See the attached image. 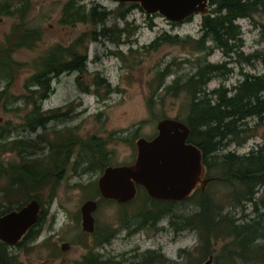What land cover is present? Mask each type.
<instances>
[{
  "label": "rangeland",
  "instance_id": "374dc122",
  "mask_svg": "<svg viewBox=\"0 0 264 264\" xmlns=\"http://www.w3.org/2000/svg\"><path fill=\"white\" fill-rule=\"evenodd\" d=\"M19 1L16 0V3ZM69 1L22 0L28 9L25 23L42 35L32 49L22 48L12 52L16 65L22 67L15 68V79L11 82L8 95L20 98L27 94L24 90L26 79L37 61L53 46L60 44L64 49L81 48L80 51L87 54L88 59L85 72L64 74L53 81V93L41 104L42 113L50 117L56 112L62 119L51 121L45 130L39 129L37 133L25 130V116L33 109L24 106L21 100L16 103V108L21 109L19 111H15L14 107L11 110L0 107V134L1 129L12 130L11 134L5 133V139L0 142L8 149L18 148L17 144H12L17 140L26 142L21 154L17 151L0 154L4 167L11 170L13 166L41 161L44 165L39 167L40 170L55 171L60 177L55 178H58L56 186L22 187L24 190L13 188L12 181L16 178L13 171L9 170L8 175L0 178V214L6 209L15 210L19 205L24 207L32 199L38 200L46 213L36 228L35 236L19 248L12 247L9 252L18 257L19 264H82L92 253L100 256L106 264H127L136 261L138 255L145 254L161 256L152 264H207L210 258L211 264H246L240 259L229 258L225 247L228 248L231 240L227 237L217 235L215 231L207 233V236L198 229L186 226V219L200 209L199 195L169 206V213L160 222L146 224L130 235L122 227L124 212L121 204L100 202L99 196L93 198L95 185L98 186L102 173L96 168L88 174L83 173L84 168L92 166L88 150L81 145L70 146L69 164L62 171L56 170L52 162V148L60 144L62 137L80 139L81 143L98 139L104 144L102 153L107 155L110 166L133 164L137 155L135 143L139 138H154L161 120L171 118L183 121L188 112L185 94L179 97L172 92L167 94L166 89L159 86L158 73L170 69L165 81V86H170L180 78L185 80L194 75L205 61L204 53L196 52L193 43L202 36L201 16L174 26L160 15H149L134 9L123 20L120 16L125 8L114 0H80L79 6L87 11L98 5L111 15L104 24L80 22L75 26H64L60 21ZM16 21L0 15V42L7 52L10 47L6 44V37ZM237 23L244 41L240 52L244 57L259 55L260 59L245 62L236 54L228 65L233 70L232 74L221 72L222 77H216L208 84V92L221 86L232 89L245 80V75L264 77V61L261 60L264 56V13ZM105 29L109 30L107 36L102 35ZM123 29H128L129 34H122L120 30ZM164 33L189 41L182 45L163 44L157 49H150ZM78 40L82 41L79 43L81 46L76 45ZM120 40L121 43L118 42ZM209 45L214 46L212 42ZM207 61L209 64L224 65L227 58L222 50L215 48ZM8 82H0V91L6 88ZM150 100H154L152 108ZM257 122L256 119L248 121L251 136L244 145L234 143L219 154L231 151L246 155L264 145V126ZM78 161L80 165L76 167ZM206 191L225 208L224 214L230 212L236 219L243 215L250 219L256 217L251 206L247 205L244 212L233 208L230 185L213 182ZM258 199L261 200L259 207L263 214L264 189ZM89 200L98 201V210L94 213L96 233L93 234L84 232L82 228L81 208ZM149 206L150 203L143 200L136 202L128 209L127 215ZM108 232L114 234L111 242L100 244L103 235ZM65 244L69 247L63 251Z\"/></svg>",
  "mask_w": 264,
  "mask_h": 264
},
{
  "label": "trees",
  "instance_id": "16d2710c",
  "mask_svg": "<svg viewBox=\"0 0 264 264\" xmlns=\"http://www.w3.org/2000/svg\"><path fill=\"white\" fill-rule=\"evenodd\" d=\"M79 2L80 0H70L65 5L60 21L62 25L75 26L80 22L93 25L104 24L111 15V12L103 10L98 5L87 11L85 7L79 6ZM121 7L125 8L120 16L123 20L134 9L143 11L137 4H121ZM210 7L212 8L211 13L202 17V36L193 42L195 51L204 53L205 61L199 65L194 75L185 80L180 78L170 86H165L170 69L167 68L159 72V86L164 87L167 94L172 92L176 97L185 94L188 112L182 122L191 129L190 142L203 153L204 165L208 171L207 177L211 178V183L230 185L232 193L229 195L233 208L241 209L244 212L247 205L251 206L256 217L250 219L247 215H243L236 219L230 212L224 214L225 208L217 203L207 191L198 190L191 198L183 201L186 202L200 196L198 213L187 218L185 223L191 229H198L201 234L207 235V233L215 231L217 235L220 234L231 240L228 248L225 247L229 258L240 259L246 264H260L264 263V213L260 212L259 202L261 200L258 199V195L264 189V145L246 155H239L231 151L222 155L219 153L227 150L234 143L240 146L244 145L250 139L249 120L256 119L258 124L264 126V77L245 75V80L232 89L221 86L217 90L208 92L207 86L214 78L222 77L221 72L226 75L232 74L233 70L228 68V65L232 63L236 54L245 62L260 59L259 55L244 57V54L240 52L244 41L237 22L241 19H252L258 13H264V0H210ZM0 15L17 20L12 25L10 35L6 37V44L10 47L9 52L5 50V47L3 48V44L0 42V82L9 80L6 88L0 91V107L11 110V107L16 108V103L19 100L24 106L31 107L33 110L25 116L23 127L31 133H37L39 129L45 130L51 121L62 119V116L60 117L56 112L50 117L42 113L41 104L53 93V81L64 74L85 72L88 56L82 53L81 48L78 47L64 49L60 44L53 46L37 61L31 75L26 79L24 90L27 94L20 98L14 97L12 94L8 95L11 82L15 79V70L22 67L19 64L16 65L12 58V52L22 48L32 49L41 40L42 33L29 28L25 23L28 9L22 0L18 3L16 0H0ZM193 18H189L187 22ZM108 32L109 30L105 29L102 35L107 36ZM120 32L124 35L129 34L128 29L120 30ZM188 41L180 39L179 36L164 33L154 41L150 49H157L163 44L182 45ZM118 42L121 43V40ZM209 42H212L214 46H210ZM79 43L82 41L78 40L76 45ZM215 48L224 52L227 58L224 65L208 63L207 59ZM261 60L264 61V56ZM102 82L106 81L102 79ZM152 101L154 100H150V108H152ZM19 110L21 109H15V111ZM11 132L12 130L1 129L0 141L5 139V133L11 134ZM12 144H17L18 148L8 149L4 143L0 142V149H2L0 154L14 151L21 154L26 142L17 140ZM79 145L91 154L90 164L92 166L84 168L83 173L88 174L94 168L103 173L110 166L107 155L102 153L104 144L98 139L93 138L90 142L81 143L80 139L62 137L60 144L52 148V162L57 168L56 170L65 169L69 164L70 146L72 148ZM43 165L41 161H33L32 164L11 167L9 170L13 171L16 176L12 181V185H15L13 188L24 190L22 187L33 189L35 186L45 187L50 184L56 186L58 178H55L59 175L55 171L40 170L39 167ZM75 165L79 166L80 162L78 161ZM9 170L4 167L0 159V178H4ZM94 193L93 198L97 199L99 196L100 202H112L101 198L97 185H95ZM2 194L5 199L7 197L6 190ZM141 200L150 203V206L140 209L131 216L127 215L128 209ZM175 203L182 202L155 201L148 197L146 191L139 186L137 198L129 204H121L124 212L122 227L130 235H133L146 224L155 225L160 222L169 213L168 207ZM262 206L264 207V201H262ZM21 207L23 206L19 205L17 209ZM12 210L6 209L0 214V217ZM45 214L42 208L38 225L30 230L16 247H21L25 241L35 236L36 228L44 220ZM239 221L240 223H238ZM113 237L114 234L108 232L103 235L100 244L110 243ZM9 249L7 244L0 241V264H19L18 257L11 254ZM154 259H161V256L138 255L136 261L127 264H152ZM82 264L106 263L101 261L100 256L92 253Z\"/></svg>",
  "mask_w": 264,
  "mask_h": 264
},
{
  "label": "water",
  "instance_id": "95a60500",
  "mask_svg": "<svg viewBox=\"0 0 264 264\" xmlns=\"http://www.w3.org/2000/svg\"><path fill=\"white\" fill-rule=\"evenodd\" d=\"M119 4H137L149 15H160L168 22L182 24L191 17L208 16L210 0H114ZM190 127L177 119H163L157 135L148 140L139 138L133 164L108 166L98 180L101 198L118 204H129L142 187L148 197L159 202H183L196 191H206L211 178L204 165L202 151L190 142ZM98 202L89 200L81 208L82 228L95 233L94 213ZM41 204L32 199L21 209L0 217V241L15 246L23 241L39 223ZM68 244L62 246L63 251ZM212 259L207 262L211 264Z\"/></svg>",
  "mask_w": 264,
  "mask_h": 264
},
{
  "label": "flooded vegetation",
  "instance_id": "af4514ba",
  "mask_svg": "<svg viewBox=\"0 0 264 264\" xmlns=\"http://www.w3.org/2000/svg\"><path fill=\"white\" fill-rule=\"evenodd\" d=\"M41 212H42V209H41ZM8 245V244H7ZM9 246V248L11 249L12 247H16V245L15 246H12V245H8Z\"/></svg>",
  "mask_w": 264,
  "mask_h": 264
}]
</instances>
